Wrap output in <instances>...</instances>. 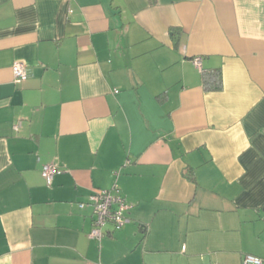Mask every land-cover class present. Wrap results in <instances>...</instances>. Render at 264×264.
Here are the masks:
<instances>
[{
    "label": "crops",
    "instance_id": "obj_1",
    "mask_svg": "<svg viewBox=\"0 0 264 264\" xmlns=\"http://www.w3.org/2000/svg\"><path fill=\"white\" fill-rule=\"evenodd\" d=\"M98 189L128 221L97 240ZM246 254L264 260V0H0V264Z\"/></svg>",
    "mask_w": 264,
    "mask_h": 264
},
{
    "label": "built area",
    "instance_id": "obj_2",
    "mask_svg": "<svg viewBox=\"0 0 264 264\" xmlns=\"http://www.w3.org/2000/svg\"><path fill=\"white\" fill-rule=\"evenodd\" d=\"M192 62L197 68H201L200 56H195L192 59ZM11 72L15 83H22L28 77L27 68L22 62H13L11 65ZM15 128H17V126H15ZM59 171V168L54 163H46L42 166L41 175L46 183L50 184L53 176ZM86 204L92 207L95 216L93 226L88 234L91 239H101L103 236L102 227L106 223H110L115 229H118L128 221L125 215V212L128 209V204L121 195L113 193V190L98 189L93 191L89 195ZM84 205L85 203L79 204L80 207ZM242 264H264V260L246 254L242 259Z\"/></svg>",
    "mask_w": 264,
    "mask_h": 264
},
{
    "label": "trees",
    "instance_id": "obj_3",
    "mask_svg": "<svg viewBox=\"0 0 264 264\" xmlns=\"http://www.w3.org/2000/svg\"><path fill=\"white\" fill-rule=\"evenodd\" d=\"M202 83H203V87H204L205 90H211V91L220 90L222 88V75H221L220 69H215V70H212V71H204L202 73ZM93 220H94V218H93ZM107 224H109L110 226H112L113 229H115L114 226L112 224H110V223H106L104 226H106ZM92 226H93V222H92ZM104 226L102 227L103 235H104V229H103Z\"/></svg>",
    "mask_w": 264,
    "mask_h": 264
}]
</instances>
